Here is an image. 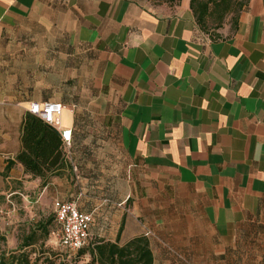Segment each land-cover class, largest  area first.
Returning <instances> with one entry per match:
<instances>
[{"label": "crops", "instance_id": "0c3cea01", "mask_svg": "<svg viewBox=\"0 0 264 264\" xmlns=\"http://www.w3.org/2000/svg\"><path fill=\"white\" fill-rule=\"evenodd\" d=\"M221 32L200 29L190 0H0V206L19 217L39 189L76 193L57 190L66 173L42 187L16 160L30 104L59 101L67 152L88 166L83 153L107 151L128 187L120 205L134 200L121 244L165 228L174 253L150 240L155 264H237L264 233V0ZM85 85L104 96V145L85 126Z\"/></svg>", "mask_w": 264, "mask_h": 264}, {"label": "rangeland", "instance_id": "374dc122", "mask_svg": "<svg viewBox=\"0 0 264 264\" xmlns=\"http://www.w3.org/2000/svg\"><path fill=\"white\" fill-rule=\"evenodd\" d=\"M152 1L155 3L166 2L165 0ZM229 24H232L231 15L226 18L220 28L215 27L216 19L212 18L209 21L208 33L204 32L206 34H214L216 32L222 34L221 31ZM81 73V79L87 78L86 72ZM67 89L64 88L65 91ZM91 93H93L92 88L89 86H80L82 110L85 114L89 112L90 117H92L91 119H86L85 126L98 130L99 133L94 136V143L95 145H104L103 142L107 136L104 135L102 128L105 127L106 104L104 96L97 95L94 98ZM102 148L104 149L103 146ZM83 154L88 156H85L90 163L88 166H78L72 151L67 152L70 168L66 172V177H58L59 183L55 186L58 191L76 190V195L74 194L72 198H69V201L81 202L88 207L94 205V209H97L90 242L105 240L113 236L118 237L119 233L122 241L125 238L122 228L125 216H122V209H130L134 200H128L127 204L120 205L123 202L124 192L128 187L122 181L123 177L120 176V169L112 168L111 162L106 160L107 151L96 149L90 153ZM85 164H88V162H85ZM81 190L84 194L78 201L76 199ZM54 191L51 188L46 193L42 189L37 190L30 198L29 210L22 209L19 217H15L13 211L10 212L9 205L11 204L7 200L2 202V206H0V250H11L15 242L17 241L18 245L19 239L29 232L31 228L35 227L39 222L49 221L51 222L49 226L50 234L44 247L46 256L52 257V259L57 261L56 264L62 261L68 264H75L77 253L66 250L61 245V228L56 222L54 213ZM147 234L153 243L156 253H159L160 249L163 256L174 253V249L168 246L166 240L168 236L167 229L148 231ZM253 240L256 241L251 240L239 250L235 260L237 264H264V233L254 235ZM179 254L182 255V253Z\"/></svg>", "mask_w": 264, "mask_h": 264}, {"label": "trees", "instance_id": "16d2710c", "mask_svg": "<svg viewBox=\"0 0 264 264\" xmlns=\"http://www.w3.org/2000/svg\"><path fill=\"white\" fill-rule=\"evenodd\" d=\"M165 1L174 5L181 0ZM248 3L249 0H190L196 22L203 32L209 30L212 18L216 19L215 27L220 28L230 15L232 28L235 30L239 16ZM210 34L208 35L212 38L221 37L219 32ZM21 141L22 150L16 160L27 173L42 179V187L47 185L51 177L61 176L70 168L67 149L60 132L30 111L26 112L23 121ZM50 224L49 221L39 222L19 239L14 249L0 250V264H56L57 261L46 256L44 250L50 234ZM119 236L115 242H90L76 252L75 264H155L148 236H137L125 244L120 243ZM59 264L68 263L62 261Z\"/></svg>", "mask_w": 264, "mask_h": 264}, {"label": "built area", "instance_id": "2783aa9c", "mask_svg": "<svg viewBox=\"0 0 264 264\" xmlns=\"http://www.w3.org/2000/svg\"><path fill=\"white\" fill-rule=\"evenodd\" d=\"M65 105L59 101L32 102L29 111L56 128L66 149L72 145V130L64 128L62 116ZM55 219L61 228V245L64 249L77 252L89 245L94 212H83L76 201H54Z\"/></svg>", "mask_w": 264, "mask_h": 264}]
</instances>
